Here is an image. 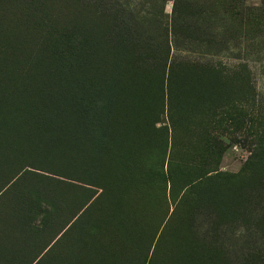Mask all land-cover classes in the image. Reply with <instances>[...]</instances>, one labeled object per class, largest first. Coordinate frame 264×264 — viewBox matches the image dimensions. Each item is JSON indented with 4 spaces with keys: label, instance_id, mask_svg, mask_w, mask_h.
Masks as SVG:
<instances>
[{
    "label": "rangeland",
    "instance_id": "rangeland-1",
    "mask_svg": "<svg viewBox=\"0 0 264 264\" xmlns=\"http://www.w3.org/2000/svg\"><path fill=\"white\" fill-rule=\"evenodd\" d=\"M233 5L161 68L172 1L0 0V264H264V0ZM80 21L85 63L45 58Z\"/></svg>",
    "mask_w": 264,
    "mask_h": 264
},
{
    "label": "trees",
    "instance_id": "trees-1",
    "mask_svg": "<svg viewBox=\"0 0 264 264\" xmlns=\"http://www.w3.org/2000/svg\"><path fill=\"white\" fill-rule=\"evenodd\" d=\"M158 4H164V2L172 1V13L169 19L168 33L172 38L171 45L172 47L167 46V49L162 50L160 57H158L159 65L162 67L166 66L169 54L173 49L184 51H190L189 48L194 44V30H201L200 36H203L205 29L201 26L200 23L205 21L208 23L209 27L213 26V22H218L219 19L221 26L225 29L227 27V22L232 21L233 13L229 11L230 8H233L234 0H224L227 3L224 8H220V2L223 0H156ZM221 9V14L218 12ZM225 9V10H224ZM208 10V11H206ZM224 10V11H222ZM246 16L250 18L255 26V29H261V22L264 20V5L262 8L246 9ZM221 16V18H220ZM82 19V18H81ZM80 21L77 25L65 26L54 29L53 24L46 26L48 32L44 38H48L46 44L48 52L44 55L45 58H52L57 62H68L70 64L74 62H79L77 65H83L86 60V55L90 52V40L88 34V28L85 22ZM50 24V23H49ZM203 25V24H202ZM257 25V26H256ZM264 28V27H263ZM226 34V30H222ZM216 38V37H215ZM257 38V37H256ZM256 38L252 39V43L255 42ZM89 40V41H88ZM197 40V39H196ZM180 43V44H179ZM88 50V51H87ZM86 54V55H85ZM125 54V53H124ZM126 55V54H125ZM86 58H85V57ZM84 57V58H83ZM83 58V59H82ZM179 58V57H178ZM82 59V60H81ZM187 59V58H185ZM191 59V58H190ZM157 60V61H158ZM186 62V61H185ZM190 63V62H186ZM195 63V62H194ZM199 62H196L198 64ZM173 64L171 61L169 63V68ZM120 65L129 68L127 72H132L134 75L130 76L133 82L140 83L138 81L144 80L141 72L138 71V67L135 63L130 60H123V63L120 61ZM206 65V64H205ZM78 66V67H79ZM264 130H260L261 134L254 135L256 137L255 150L264 146V141H262V134ZM254 150V151H255Z\"/></svg>",
    "mask_w": 264,
    "mask_h": 264
}]
</instances>
